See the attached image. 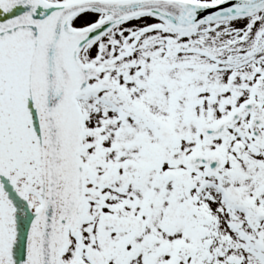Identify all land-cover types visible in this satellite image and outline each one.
Wrapping results in <instances>:
<instances>
[{
    "label": "snow or ice",
    "instance_id": "1",
    "mask_svg": "<svg viewBox=\"0 0 264 264\" xmlns=\"http://www.w3.org/2000/svg\"><path fill=\"white\" fill-rule=\"evenodd\" d=\"M0 264H264V0H0Z\"/></svg>",
    "mask_w": 264,
    "mask_h": 264
}]
</instances>
